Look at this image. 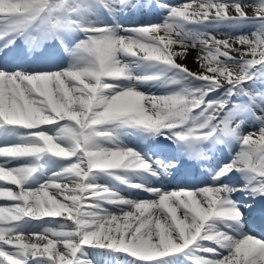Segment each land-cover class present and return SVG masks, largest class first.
Wrapping results in <instances>:
<instances>
[{
    "label": "snow or ice",
    "instance_id": "snow-or-ice-1",
    "mask_svg": "<svg viewBox=\"0 0 264 264\" xmlns=\"http://www.w3.org/2000/svg\"><path fill=\"white\" fill-rule=\"evenodd\" d=\"M0 201V264H264V0H0Z\"/></svg>",
    "mask_w": 264,
    "mask_h": 264
},
{
    "label": "bare ground",
    "instance_id": "bare-ground-1",
    "mask_svg": "<svg viewBox=\"0 0 264 264\" xmlns=\"http://www.w3.org/2000/svg\"><path fill=\"white\" fill-rule=\"evenodd\" d=\"M223 31H226V30H223ZM220 38H224V37L221 36ZM198 55H199L198 51L197 50H193L188 55V57L185 59V61H184V63L187 65V67L191 68L194 71H198L199 70V65L196 63V60H195V58ZM66 63H67V59L63 61V64L64 65H66ZM163 93H164V90L162 89V90H159L157 94H163ZM128 138H129L128 136L125 137V141L127 143H132V146H140V147H142L141 146L142 144L138 141V139L135 136L132 137L133 138L132 140L136 141V143L134 141H132V140H129ZM149 143H151V142H149ZM160 183H161V180L160 181L154 180L153 183H152L153 184L152 186L156 187V185H158ZM8 187H12L13 190H18V189H15V187L14 186H11V185H8ZM121 194L123 196H125L126 198L135 199L132 196H129L128 194L127 195L124 194L122 190H121ZM133 195H135V194H133ZM2 202H4L5 204L11 203V202H7V201H2Z\"/></svg>",
    "mask_w": 264,
    "mask_h": 264
},
{
    "label": "rangeland",
    "instance_id": "rangeland-1",
    "mask_svg": "<svg viewBox=\"0 0 264 264\" xmlns=\"http://www.w3.org/2000/svg\"><path fill=\"white\" fill-rule=\"evenodd\" d=\"M179 2L178 3H183V2H185V0H178ZM177 4V3H176ZM159 19H156V17L155 18H153V19H151V21H149V22H156V21H158ZM124 24H126V25H137L138 24V22H125ZM241 31H243L245 34H247L250 30L249 29H242ZM221 32V31H220ZM214 34H217L218 35V38H220L221 36H220V34L219 33H214ZM191 69V68H190ZM192 70V69H191ZM192 71H194V70H192ZM180 187V186H179ZM167 188L168 189H173L174 187L170 184V185H168L167 186ZM138 194H139V196H140V198H137V199H146V198H150V197H146V198H144L142 195V193H141V191H138L137 192ZM137 194V195H138ZM132 197L133 198H135L136 199V196L135 195H132ZM68 223H71V222H68Z\"/></svg>",
    "mask_w": 264,
    "mask_h": 264
}]
</instances>
